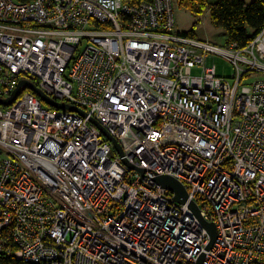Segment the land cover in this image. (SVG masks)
<instances>
[{
	"label": "built area",
	"instance_id": "1",
	"mask_svg": "<svg viewBox=\"0 0 264 264\" xmlns=\"http://www.w3.org/2000/svg\"><path fill=\"white\" fill-rule=\"evenodd\" d=\"M175 27L174 0H0V98L28 80L87 114L29 88L0 104V253L264 264V29L240 48ZM164 176L188 202L157 184ZM190 202L216 226L210 250Z\"/></svg>",
	"mask_w": 264,
	"mask_h": 264
},
{
	"label": "trees",
	"instance_id": "2",
	"mask_svg": "<svg viewBox=\"0 0 264 264\" xmlns=\"http://www.w3.org/2000/svg\"><path fill=\"white\" fill-rule=\"evenodd\" d=\"M152 1L133 0L134 3ZM180 4L194 17L208 11L212 25L225 30L227 44H236L240 48L246 47L264 29V5L258 0L250 4L245 0H220L215 5H210L206 0H180ZM184 34L196 37L194 30ZM0 264L30 263L0 253Z\"/></svg>",
	"mask_w": 264,
	"mask_h": 264
},
{
	"label": "water",
	"instance_id": "3",
	"mask_svg": "<svg viewBox=\"0 0 264 264\" xmlns=\"http://www.w3.org/2000/svg\"><path fill=\"white\" fill-rule=\"evenodd\" d=\"M23 88H29L30 90H32L36 95H38L40 97V99H42L47 105H49L51 107H54L57 109H62V110L78 112L79 114H81L84 117L87 116V114L84 111L80 110L77 107L70 106V105L63 104V103H59V102L51 99L44 92H42V90L40 88H38V86H36L34 83H32L31 81H28V80H21L18 84L17 89L14 91V93L12 94V96L9 99L3 100L0 98V104L3 106L11 105L14 102V100L16 99V97L19 95V93L22 91ZM93 123L99 127V129L103 132V134L115 145V147L117 148L120 155L123 156V151H122L119 143L116 141V139H114L110 134H108L95 120H93ZM132 168L137 169V167H135V166L134 167L132 166ZM155 181L162 188L167 189V190H169L175 194V198H174L175 202H177L179 204H185L188 201L189 196H188L187 191L175 179H173L171 177L164 176V177L157 178ZM190 208H191L192 212L197 216V218L199 219L202 226L208 232V234L211 238V242H210L207 249L208 250L212 249L215 242L217 241V237H218V232H217L216 226L213 223L207 222L201 216L200 209L195 202H190ZM204 260H205V254L201 255V257L197 261V264H203Z\"/></svg>",
	"mask_w": 264,
	"mask_h": 264
},
{
	"label": "rangeland",
	"instance_id": "4",
	"mask_svg": "<svg viewBox=\"0 0 264 264\" xmlns=\"http://www.w3.org/2000/svg\"><path fill=\"white\" fill-rule=\"evenodd\" d=\"M210 5L217 4L220 0H206ZM255 0H245L250 4ZM174 11L176 20V31L182 33H189L192 30L195 31V35L198 39L211 42L217 45H226L227 37L223 28L215 27L210 20V13L205 11L201 16L194 17L190 11L185 9L180 0H174ZM214 64L216 67V73L218 76L231 78L234 73L232 65L221 57H215ZM264 76V75H263ZM261 75L253 74L252 79H258ZM249 82V81H247Z\"/></svg>",
	"mask_w": 264,
	"mask_h": 264
},
{
	"label": "bare ground",
	"instance_id": "5",
	"mask_svg": "<svg viewBox=\"0 0 264 264\" xmlns=\"http://www.w3.org/2000/svg\"><path fill=\"white\" fill-rule=\"evenodd\" d=\"M189 200V199H188ZM188 202V201H187ZM210 223V222H209ZM216 243V242H215Z\"/></svg>",
	"mask_w": 264,
	"mask_h": 264
}]
</instances>
